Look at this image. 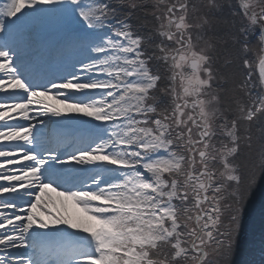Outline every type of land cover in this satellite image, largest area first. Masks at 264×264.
<instances>
[{"label": "snow or ice", "instance_id": "6c2138e0", "mask_svg": "<svg viewBox=\"0 0 264 264\" xmlns=\"http://www.w3.org/2000/svg\"><path fill=\"white\" fill-rule=\"evenodd\" d=\"M153 8L145 36L104 0H0V264H235L264 0Z\"/></svg>", "mask_w": 264, "mask_h": 264}, {"label": "trees", "instance_id": "16d2710c", "mask_svg": "<svg viewBox=\"0 0 264 264\" xmlns=\"http://www.w3.org/2000/svg\"><path fill=\"white\" fill-rule=\"evenodd\" d=\"M152 1L151 0H135L134 3L136 4V7H132V5L131 6L129 5L121 6L124 4V2H118L117 4V6H121V8L119 9L120 12H122L123 14H132L133 17H132L131 24L133 25V28L139 31L141 35H145V36L148 35L145 30L147 27L150 28V33L155 32V29L157 27V21L154 19V16H153L155 9L153 8L154 3ZM200 2L201 0H190V8H189V19L190 20L193 19L192 14H191L192 12L191 5L193 4L198 5ZM150 3H153V4H150ZM235 5L237 6L236 3ZM231 18L233 20L235 19V17H232L231 15L228 14V10L226 8L225 13H224V19L227 21H231ZM240 23H236V26L239 27ZM155 41H158V37L154 35L153 42ZM255 42L257 43L256 39L254 43ZM227 87L232 88L231 81ZM243 249H244V253H246L249 250V248L247 247V244H243L239 248L238 251H236L234 247L235 253H240ZM235 264H244V263L242 261H235ZM245 264H248V263H245Z\"/></svg>", "mask_w": 264, "mask_h": 264}, {"label": "rangeland", "instance_id": "374dc122", "mask_svg": "<svg viewBox=\"0 0 264 264\" xmlns=\"http://www.w3.org/2000/svg\"><path fill=\"white\" fill-rule=\"evenodd\" d=\"M166 2H168V1H166ZM234 2V1H233ZM145 3H146V1H145ZM152 6V5H151ZM228 14L229 15H231V13L228 11ZM116 16V13H114V15L113 16H111L110 17V20L112 21L113 20V18ZM123 20V19H122ZM233 19L231 18V21H232ZM235 23H240L241 22V20H240V18L239 17H235ZM116 21H113L112 23H115ZM148 29L150 30V28L148 27ZM156 37H158V38H160L161 39V37H159L158 35H155ZM159 40V39H158ZM253 43V45H256L257 43H254V42H252ZM242 79V77H239V76H237L236 77V80L237 81H239V80H241ZM256 86H257V84H256ZM264 121V117H262L261 118V120H260V122L262 123ZM259 121H256L255 123H258ZM245 124H246V126H248L247 125V123L246 122H244ZM262 128L264 129V123L262 124ZM242 129H245L244 127H241L240 128V133H241V135L243 136L244 134H245V132L242 130ZM260 129V128H259ZM250 131H251V146H253V148H254V145H255V143H258L259 144V146H260V148L259 149H256V152H257V154L260 152V150H261V147L263 146L262 144H264V142H262L261 140H262V138L264 139V135H262L261 136V133H258V132H255L254 131V129L250 126ZM243 144H245L247 147H248V145H247V142H245V143H242V145ZM241 145V146H242ZM251 165V164H250ZM260 182H262L263 183V185H264V177H261L259 180H258V183H260ZM259 187L258 186H254L253 187V189H258ZM255 191H252V194L254 193ZM251 202H253L254 203V206H255V201H254V199L253 198H251ZM257 206H258V213H257V216H256V218H253L252 220H250L251 221V224H258V225H260V226H262V225H264V217H262L263 215H264V189H262V194H261V197H260V199L258 200V203H257ZM262 215V216H261ZM242 240L240 239V242H241ZM241 247V246H240ZM239 247V245L238 246H236L235 247V249L236 250H238V248H240ZM234 259V261H236V260H238V257H234L233 258Z\"/></svg>", "mask_w": 264, "mask_h": 264}]
</instances>
